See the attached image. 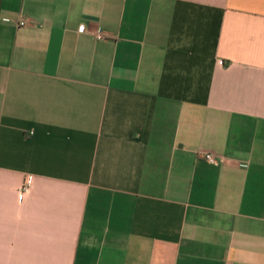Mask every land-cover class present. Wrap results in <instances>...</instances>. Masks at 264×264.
<instances>
[{
	"label": "crops",
	"instance_id": "obj_1",
	"mask_svg": "<svg viewBox=\"0 0 264 264\" xmlns=\"http://www.w3.org/2000/svg\"><path fill=\"white\" fill-rule=\"evenodd\" d=\"M0 264H264V0H0Z\"/></svg>",
	"mask_w": 264,
	"mask_h": 264
},
{
	"label": "built area",
	"instance_id": "obj_2",
	"mask_svg": "<svg viewBox=\"0 0 264 264\" xmlns=\"http://www.w3.org/2000/svg\"><path fill=\"white\" fill-rule=\"evenodd\" d=\"M20 24H24V21H21ZM83 29V28H81ZM97 37L98 38H101V34L97 32ZM219 64H223V61L222 60H219L218 61ZM203 157L210 163H217V159L216 157L212 154V153H208V152H204L203 153ZM30 184H31V180H30V177H28L22 187L20 188V193H25L28 191L29 187H30Z\"/></svg>",
	"mask_w": 264,
	"mask_h": 264
}]
</instances>
